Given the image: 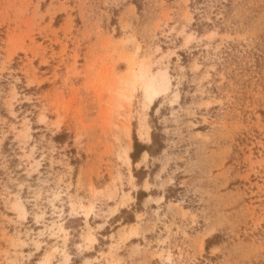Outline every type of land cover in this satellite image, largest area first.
<instances>
[{"label":"rangeland","instance_id":"rangeland-1","mask_svg":"<svg viewBox=\"0 0 264 264\" xmlns=\"http://www.w3.org/2000/svg\"><path fill=\"white\" fill-rule=\"evenodd\" d=\"M191 1L0 0V264H264V0Z\"/></svg>","mask_w":264,"mask_h":264},{"label":"trees","instance_id":"trees-1","mask_svg":"<svg viewBox=\"0 0 264 264\" xmlns=\"http://www.w3.org/2000/svg\"><path fill=\"white\" fill-rule=\"evenodd\" d=\"M215 0H192L191 1V6L192 8H195L199 15L197 14V22L195 24V26L198 28L199 31H203V27L205 25H207V28H212L214 25L212 23H220L218 20H216L215 16H213L212 23L209 22H205L204 20H201V17L205 14H207V12L210 11V5L211 3H213ZM221 1V0H219ZM232 0H229L228 3H223L221 2L222 5H225L224 7H228L229 4H231ZM185 57L187 58L188 56L185 55ZM155 128H157V126H155ZM158 130V128L156 129ZM152 137H153V143L151 145H144L141 144L138 139L134 138V150L132 152V159L134 160V162H136V160L138 159V156H140V154H142L144 151H148V152H157L160 147H161V143L159 142V133H157L156 131H154L152 133Z\"/></svg>","mask_w":264,"mask_h":264}]
</instances>
